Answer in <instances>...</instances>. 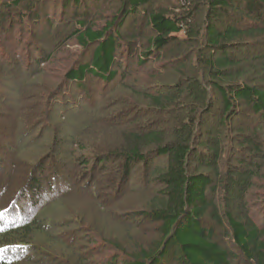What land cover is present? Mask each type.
Here are the masks:
<instances>
[{
	"label": "rangeland",
	"instance_id": "1",
	"mask_svg": "<svg viewBox=\"0 0 264 264\" xmlns=\"http://www.w3.org/2000/svg\"><path fill=\"white\" fill-rule=\"evenodd\" d=\"M16 1L0 0V218L21 209L28 217V207L36 204L46 214L45 222H55L42 223L47 227L29 239L32 254L21 264H124L133 248L160 240V223L142 213L149 211V203L160 190L154 171L162 169L166 159L156 157L148 166L133 165L123 182V162L103 157L120 146L117 132L111 129L123 131L141 120L147 128H164L167 123L162 116H138L130 98L131 106L125 105L122 82L142 88L152 82L149 71L158 69L161 62L153 56L141 65L137 56L131 58L130 68L123 50L130 45L138 55L148 48L152 33L147 21L152 6L170 3L177 7L184 0H150L136 10L126 7L120 26L122 46L115 56L121 62L115 68L116 77L106 82L89 73L77 83L65 75L77 63L89 66L92 51L77 45L75 21L101 30L119 13L120 0H81L66 9L65 0ZM243 53L235 50L232 56ZM123 69L128 76L124 79L120 76ZM214 100L218 109L201 130L204 137L219 125L222 106L217 95ZM235 121L221 131L225 149L219 170L234 171V215L246 213L262 226L264 170L258 178L249 176L248 181L246 175L264 162V120L243 107ZM246 136L253 137L259 153ZM232 146L231 156L228 149ZM194 166L212 178L210 187L217 191H209V198L221 205L223 180L219 184L198 161L192 162ZM239 171L247 174L238 175ZM208 226L220 247L232 253L231 264H242L226 227Z\"/></svg>",
	"mask_w": 264,
	"mask_h": 264
},
{
	"label": "trees",
	"instance_id": "2",
	"mask_svg": "<svg viewBox=\"0 0 264 264\" xmlns=\"http://www.w3.org/2000/svg\"><path fill=\"white\" fill-rule=\"evenodd\" d=\"M80 1L65 0L64 9L75 7ZM149 1L120 0L119 13L101 30L75 21L79 29L73 37L81 48L92 51L91 63L75 64L65 78L76 83L89 73L106 82L115 78V68L121 66L115 56L122 46L120 26L128 12L124 10H136ZM147 26L152 33L148 48L137 55L132 46H126L124 62L131 68V58L138 56L143 65L154 56L161 66L149 71L152 82L142 88L122 82L120 90L125 92V105H132L138 116H162L167 125L147 128L141 120L139 125L132 123L136 126L119 132V127H112L120 146L103 157L123 162V182L133 165L148 166L156 157L166 159L164 167L154 171L160 190L149 203V211L142 213L148 220L160 223V240L148 247L136 246L124 264H231L232 253L215 241L213 228L208 224L226 227L242 264H264V224L257 225L246 213L234 215V171L219 170L225 149L221 146V131L233 126L239 108L245 107L264 120V0H184L177 7L170 3L156 5L150 9ZM254 49L259 50L258 54L253 53ZM235 50L244 53L232 56ZM120 76L128 77L124 69ZM215 95L222 106L219 125L204 137L201 130L210 124L213 110L218 109ZM133 122H138L137 118ZM246 137L259 153L253 137ZM228 153L233 155V146ZM194 160L205 165L217 181L223 180L221 205L209 198L208 192L217 190L210 187L213 181L208 174L199 171L200 167H191ZM256 169L249 174L239 171L238 175L247 174V181L249 176L258 178L264 162ZM39 209L33 204L28 207V217L21 209L0 218V264L23 263L29 258L26 255L32 254L29 239L47 227L42 223L55 225L52 220L45 222L46 214Z\"/></svg>",
	"mask_w": 264,
	"mask_h": 264
}]
</instances>
